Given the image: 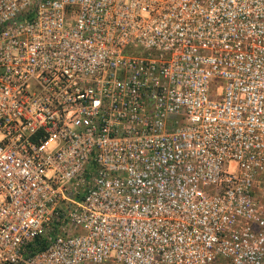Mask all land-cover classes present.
Instances as JSON below:
<instances>
[{"label":"built area","instance_id":"1","mask_svg":"<svg viewBox=\"0 0 264 264\" xmlns=\"http://www.w3.org/2000/svg\"><path fill=\"white\" fill-rule=\"evenodd\" d=\"M220 260L264 264V0H0V264Z\"/></svg>","mask_w":264,"mask_h":264},{"label":"trees","instance_id":"2","mask_svg":"<svg viewBox=\"0 0 264 264\" xmlns=\"http://www.w3.org/2000/svg\"><path fill=\"white\" fill-rule=\"evenodd\" d=\"M37 243H38V245H39L41 248H44V247H45V243H44V241H37ZM36 245H37V244H36ZM36 245H31V246H30V249L33 250V251H36V250H37ZM38 245H37V246H38Z\"/></svg>","mask_w":264,"mask_h":264},{"label":"rangeland","instance_id":"3","mask_svg":"<svg viewBox=\"0 0 264 264\" xmlns=\"http://www.w3.org/2000/svg\"><path fill=\"white\" fill-rule=\"evenodd\" d=\"M215 264H231V263L226 260H220V261H217Z\"/></svg>","mask_w":264,"mask_h":264}]
</instances>
